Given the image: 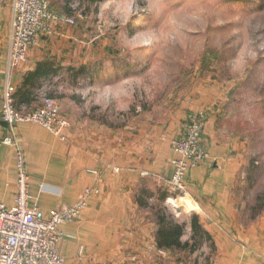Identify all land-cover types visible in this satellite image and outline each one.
Segmentation results:
<instances>
[{"label": "crops", "instance_id": "1", "mask_svg": "<svg viewBox=\"0 0 264 264\" xmlns=\"http://www.w3.org/2000/svg\"><path fill=\"white\" fill-rule=\"evenodd\" d=\"M55 1L65 4L68 0ZM13 2L0 0V110L9 78ZM60 6L58 12H69ZM80 27L60 21L55 32L41 36L30 48L27 60L10 72V80L19 87L37 62L49 59L61 65L57 74L41 78L36 85L27 84L29 107L45 94L50 95L53 81L64 76L65 66L94 61L90 55L93 41L87 44L75 37ZM202 98L189 94L180 109L169 112L159 124L144 122L135 131L122 130L121 134L103 128L90 137L72 132L69 142L36 122L24 121L10 127L0 118V139L15 136L25 152L31 207L48 215L62 204L75 203L86 189L99 188L81 218L64 226L60 252L66 264H153L154 254L158 259L165 254L167 249L157 244L159 225L150 214L149 201L152 195L160 196L158 181L166 183L173 174L172 160L177 153L172 149V140L181 132L186 114L204 108ZM218 113L210 109L204 130L211 156L188 172L185 182L190 197L175 206L179 210L188 207L205 228L203 239L213 255L209 264H264V211L256 217L247 216L243 214V203L234 199L242 146L234 139H220ZM17 181V146L1 142L0 201L10 208L16 207ZM145 189L151 196H143ZM184 221L188 233L185 231L182 238L187 240L193 232L190 221ZM82 246L84 254L79 256Z\"/></svg>", "mask_w": 264, "mask_h": 264}, {"label": "rangeland", "instance_id": "2", "mask_svg": "<svg viewBox=\"0 0 264 264\" xmlns=\"http://www.w3.org/2000/svg\"><path fill=\"white\" fill-rule=\"evenodd\" d=\"M68 1L51 0L58 11L60 5L73 10L67 17L81 26L75 37L87 44L93 41L94 61L88 64L91 74L75 77V69L69 68L78 65L70 64L51 85L52 99L71 123L69 139L63 142L72 140V132L90 137L103 128L121 134L144 122L159 124L169 112L178 111L189 94L199 99L205 95V123L210 109L218 111L220 139H234L242 146L234 199L243 203V214L262 213L264 0ZM200 111L186 114L175 138L187 128L190 113ZM202 143L210 152L205 134ZM158 184L167 190V182ZM181 195L175 204L183 200ZM151 197L153 218L156 208L151 205L161 204L174 220L191 223L194 214L188 207L179 210L167 198L160 203L158 196ZM199 240L188 255L166 250L158 259L154 254L153 264H209V245Z\"/></svg>", "mask_w": 264, "mask_h": 264}, {"label": "built area", "instance_id": "3", "mask_svg": "<svg viewBox=\"0 0 264 264\" xmlns=\"http://www.w3.org/2000/svg\"><path fill=\"white\" fill-rule=\"evenodd\" d=\"M67 14L58 12L51 0H14L12 32L8 48V74L0 118L10 127L18 123L32 121L41 124L61 140L69 139L67 132L70 121L64 117L51 96L45 94L38 107L17 106L14 93L16 86L10 80V72L27 60L30 48L43 35L55 32L60 21L72 24ZM187 128L173 140L177 157L172 160L174 171L167 180V201L175 204L190 197L185 178L195 167L205 164L210 158L202 143L206 114L190 113ZM17 146L18 192L16 207L10 208L0 201V264H66L65 256L60 252V242L65 235L64 226L79 220L89 204L93 193L99 188L86 189L73 204H62L51 209L46 215L38 207H31L30 176L27 171L25 152L19 147L15 136L0 139V143ZM176 206V207H177ZM84 254V247L79 256Z\"/></svg>", "mask_w": 264, "mask_h": 264}, {"label": "trees", "instance_id": "4", "mask_svg": "<svg viewBox=\"0 0 264 264\" xmlns=\"http://www.w3.org/2000/svg\"><path fill=\"white\" fill-rule=\"evenodd\" d=\"M89 1L97 2L100 0H89ZM67 10H69V12L65 11L67 15H71V12L73 10H71L70 8ZM88 64H81L78 66V68L70 67L69 69H75L73 73L75 77L79 75H89L93 72V70L91 69V67L88 66ZM61 70H62L61 65L56 64L52 60L46 59L44 61L37 62L35 69L26 74L25 81H23L22 85H20L19 87L16 86L14 97L17 106L20 108L22 106H28L26 104H28V102L31 101L30 90L26 88L27 84L36 85V83H38L41 78L47 77L51 74H57V72ZM143 196L149 197L151 196V194L148 193L147 190L145 189L143 191ZM167 196H168L167 190H163L162 192H160L159 202L160 203L164 202ZM141 203L143 205H147L146 202L144 201H141ZM151 206L156 208L154 219H156L159 225L157 231V244L159 247H163L170 251L172 250H179L181 252L186 251L185 253L187 255L188 253H191L196 248H198L200 241L199 239H203L206 230L203 227V225L200 223L199 218L196 215H193L191 219V226L193 232L192 236L189 240L184 241L182 237L185 233V229L187 226L186 223L185 222L182 223V222H178L177 220H174L172 218L173 215L171 216V214L170 215L167 214L165 211L166 208H163L161 204L151 205Z\"/></svg>", "mask_w": 264, "mask_h": 264}, {"label": "water", "instance_id": "5", "mask_svg": "<svg viewBox=\"0 0 264 264\" xmlns=\"http://www.w3.org/2000/svg\"><path fill=\"white\" fill-rule=\"evenodd\" d=\"M4 124H7V123L4 122Z\"/></svg>", "mask_w": 264, "mask_h": 264}]
</instances>
